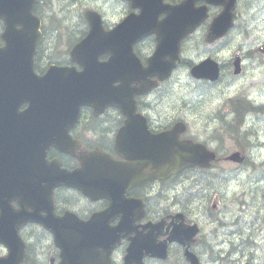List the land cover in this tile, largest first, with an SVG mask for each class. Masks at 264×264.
Segmentation results:
<instances>
[{
  "label": "flooded vegetation",
  "instance_id": "1",
  "mask_svg": "<svg viewBox=\"0 0 264 264\" xmlns=\"http://www.w3.org/2000/svg\"><path fill=\"white\" fill-rule=\"evenodd\" d=\"M143 43L135 47L136 53L142 58L148 56L147 48H153L152 42L148 41L145 47H141ZM203 56L208 57L211 54L204 53ZM219 64L221 74L225 73V70L229 71L226 63L225 65ZM203 82L207 83V81ZM148 96L149 94L145 97ZM142 101L140 97L137 98L136 112L145 117L146 128L150 134L157 135L168 131L175 122L182 121L175 115L160 114L157 106L149 103L147 106H141ZM228 109L230 110V106ZM107 113L98 122L96 128L80 129L81 125L93 116L91 110L83 111L78 125L71 131V136L81 143L82 151L102 149L115 161L127 163L125 159L127 152L120 147L115 148L116 139L124 125V118L116 109L109 110ZM228 115L229 113H226L222 116L227 119ZM250 119L247 115L246 126ZM246 131L253 134L251 130ZM179 138L184 140L187 136L182 133ZM96 142V146L89 145ZM196 142H201L206 146L208 144L205 140H196ZM246 147L247 151L242 152L243 168L254 156L252 149ZM54 158H59L62 168L69 171L80 166L73 157L61 155L55 151L49 154L47 161L51 162ZM142 173L148 174V171L142 170ZM186 173L187 171L184 170L164 180L146 182L128 189L124 197H117L118 201L123 204L124 213L132 220L125 228L126 236L120 240V244L114 246L111 252V264H124L129 248L134 264H137L139 259L142 264H189L184 255L188 242L189 250L199 260V264L208 262L209 264H264V183L261 182L262 177L245 178V184L238 194L232 191L221 193L220 187L205 186L200 189L199 194L193 195L187 191L192 186L185 185ZM126 199L142 203V216L138 217V208L128 203ZM52 200L53 213L56 216L71 212L83 221L103 212L109 205L106 199L92 200L74 189L63 186L53 190ZM11 205L14 210H17L16 203ZM120 211L122 213V209ZM6 216L8 218L9 215L2 214V218ZM119 223V216L110 221L112 226ZM5 225L8 234L16 232L17 236L24 240L25 247H29V251L25 249L26 257L22 264L59 263V253L53 247L51 236L43 228L36 225L10 226L8 223ZM192 227L197 229V232L190 239V234L194 230ZM174 232H178L175 235L183 243L170 242V239L174 237ZM0 237H2L1 233ZM164 249L166 258L162 259L160 256ZM233 252L237 253L232 255ZM7 255V247L0 244V259ZM235 256L238 259H233Z\"/></svg>",
  "mask_w": 264,
  "mask_h": 264
},
{
  "label": "water",
  "instance_id": "2",
  "mask_svg": "<svg viewBox=\"0 0 264 264\" xmlns=\"http://www.w3.org/2000/svg\"><path fill=\"white\" fill-rule=\"evenodd\" d=\"M158 1L146 0L148 4L144 9L142 24L148 17L152 19L157 13L159 10ZM192 1L194 0L185 2L175 10L174 15L169 17L167 26L172 27L173 32H168L166 36L172 35V39L163 38L162 41H159L158 54L149 62V68L144 69V75L158 74V79L162 80L175 66L178 60L179 39L185 35V31L188 29L182 28V25L193 27L203 18L202 14L196 19V16L192 14L194 9L187 7L188 2ZM209 2L224 7L221 15L214 21L216 27L218 24L226 25L230 19V10L234 0H209ZM30 7L31 0H0V18L6 25L2 35L6 46L0 49V181H4L7 186L13 182L17 183L19 176L24 179L26 182L24 186L27 188L25 192H22L23 200H20L23 208L29 207V205L34 206L36 201L40 199H37L38 193H35L33 186L34 184L40 186L36 177L37 168L43 163L41 159L43 156L38 154L39 151L36 148L41 145L39 136L56 120V117L68 113L70 109L81 104L84 96L90 94L95 87L101 89L102 98L105 102L126 109L127 116H130L129 108L134 106L133 94L140 92L130 88L131 79H120L121 85L116 91L108 87L107 79L105 83H102L105 76L116 67H120L122 74L132 73L135 64L137 65L133 56H130L133 62L131 60L125 61L122 57L119 65L111 62L105 66L106 70L101 69V82H95L91 77H85L82 73L62 69L47 72L43 77H36L32 73V66L39 33L34 28V19L30 15ZM182 21H184L183 24ZM16 26H20V29L17 30ZM92 26V35L88 38L84 48L93 49L91 55L94 57L99 52V48L95 47V42L100 31L97 32L96 24L93 23ZM161 57H164L165 60ZM206 71L211 72L212 70L207 65H200L193 67L191 74L201 78L206 76ZM91 72L93 73V71ZM212 72L215 74V71ZM23 103H26L28 108L24 112H19L18 109ZM189 149L190 146L185 144L181 151H166L167 154L163 158L167 163V166L165 165L166 174L175 172L184 165L207 166L209 158L212 156L189 157ZM37 156L41 158H37ZM16 158L18 161L13 162ZM150 158L153 159L154 157ZM230 159L240 161L238 154L232 155ZM42 178L47 179L45 174ZM105 178L112 180L113 174ZM30 181H34V184ZM7 189L10 194L11 189ZM27 217L26 212V219ZM48 226L54 228L51 224ZM82 226L80 224V227ZM57 245L64 256L65 243L63 240H59Z\"/></svg>",
  "mask_w": 264,
  "mask_h": 264
},
{
  "label": "rangeland",
  "instance_id": "3",
  "mask_svg": "<svg viewBox=\"0 0 264 264\" xmlns=\"http://www.w3.org/2000/svg\"><path fill=\"white\" fill-rule=\"evenodd\" d=\"M76 1V0H75ZM88 7L99 9L106 19H117V13L120 12L119 5L114 0H86ZM249 5V7H248ZM68 11L65 18L62 13L59 15L70 22L68 18L76 16L79 7L68 4ZM248 7V8H247ZM236 28L231 33L227 45L218 52V56L226 62H232L236 51L242 52L245 61L243 73L235 79L227 72L220 82L216 84H204L194 81L186 66H182L172 77L169 83L163 85L159 91L157 111L166 116L179 115L186 121L188 134L194 138L205 140L209 146L216 148L223 155H228L235 149V144L231 141H222V143L212 140V131L220 126V111H225L221 104L228 97H237L243 91H248L254 95L252 102L264 104V55L258 57L254 55L255 48L264 42V0H246L235 9ZM66 23V22H64ZM66 45L65 37L53 35L47 32L42 41L44 53H56L62 56ZM206 45L196 42H187L183 48V58L197 62L206 51ZM176 113V114H175ZM253 118V116H252ZM250 119L245 130L251 129V123H258L256 128L261 140L264 139V113L260 112L258 117ZM253 121V122H251ZM252 138L250 137V141ZM264 157V151L254 152L253 159L256 163ZM264 168L260 167V174L239 165L228 162H219L213 165L211 173L217 175L216 180L210 186L220 187L221 193L232 191L238 194L245 184L246 179H251L253 175L263 177ZM235 178L233 176L237 175ZM221 176V177H220ZM245 176V178H244ZM223 177V178H222ZM264 183V179L261 180Z\"/></svg>",
  "mask_w": 264,
  "mask_h": 264
},
{
  "label": "bare ground",
  "instance_id": "4",
  "mask_svg": "<svg viewBox=\"0 0 264 264\" xmlns=\"http://www.w3.org/2000/svg\"><path fill=\"white\" fill-rule=\"evenodd\" d=\"M260 112L264 113V111L259 106H257L256 107V112H255V114H254L252 119H254V118L256 119L258 117V115L260 114ZM247 115H249V111L248 110L243 111L242 116H247ZM257 124L258 123H256V122L251 123V129H250L253 132V134L251 133V138H252V140H251V149H252L253 152H255L257 150L264 151V139L261 140L257 135H255V133L258 134V131H257V128H256ZM245 167H247L250 170H252L251 173L255 172L256 174H260L261 171H257V170H259L260 167L264 168V157L258 163H256L254 161L253 157H251L249 162L247 163V166H245ZM262 172H263L262 173L263 174L262 179H264V170ZM254 176H259L260 177V175H253V177ZM233 177L237 178L238 174L233 176ZM244 178H245V176H244Z\"/></svg>",
  "mask_w": 264,
  "mask_h": 264
},
{
  "label": "trees",
  "instance_id": "5",
  "mask_svg": "<svg viewBox=\"0 0 264 264\" xmlns=\"http://www.w3.org/2000/svg\"><path fill=\"white\" fill-rule=\"evenodd\" d=\"M237 107L238 108H242L243 107V104H237ZM241 115L238 114L237 117H235V119L231 122V123H228V131L231 133L232 137L234 138V140H236L238 142V144H241V139H242V136L240 134V127H241Z\"/></svg>",
  "mask_w": 264,
  "mask_h": 264
}]
</instances>
